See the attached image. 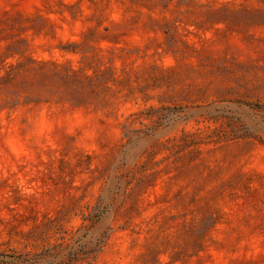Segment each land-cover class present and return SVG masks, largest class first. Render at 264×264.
Here are the masks:
<instances>
[{
	"label": "rangeland",
	"instance_id": "374dc122",
	"mask_svg": "<svg viewBox=\"0 0 264 264\" xmlns=\"http://www.w3.org/2000/svg\"><path fill=\"white\" fill-rule=\"evenodd\" d=\"M0 264H264V0H0Z\"/></svg>",
	"mask_w": 264,
	"mask_h": 264
}]
</instances>
